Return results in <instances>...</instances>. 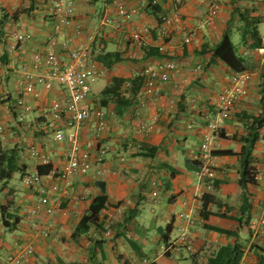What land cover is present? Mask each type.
<instances>
[{"label":"crops","instance_id":"1","mask_svg":"<svg viewBox=\"0 0 264 264\" xmlns=\"http://www.w3.org/2000/svg\"><path fill=\"white\" fill-rule=\"evenodd\" d=\"M51 1L0 0V125L4 129L0 132V152L14 150L20 170L7 183L0 180V264L27 247H32L34 254L19 264H139L144 258L151 259L150 264H193L195 260L204 264L218 247L234 241L207 230L205 225L236 231L244 251L241 264H258L261 248L264 250V233H259L264 208V140L254 149L257 183L247 192L251 204L245 216L249 217L247 226L239 227L214 216L204 221L200 215L205 209L240 216L239 158L212 157L218 187L211 191L205 189L199 170L195 169L200 168L199 149L205 124L216 115L219 96L232 89L234 74L219 61L208 65L210 55L201 51L218 43L228 26L236 23L232 12L234 0H184L179 7L175 6V0H74L75 26L63 28L60 33L55 32L57 21L49 10ZM119 4L128 12L136 11L130 22L119 18ZM141 5L146 7L142 9ZM211 5H218L219 11L214 25L207 26L205 20ZM239 6L253 9L254 16L259 18L257 30L263 48L254 53L257 68L250 73L247 94L234 101L230 119L223 124L222 137L215 142L213 151L238 153L241 145L231 139L242 131L238 114L259 110L260 72L264 69V33L260 31L262 25L264 28V0H246ZM161 15L173 18L165 40L160 36ZM4 16L8 17L3 20ZM105 19L122 21L123 28L117 30L113 24L105 25ZM144 28L152 30L145 47L130 39L134 32ZM193 30H197L198 37L185 44ZM15 32L30 34L32 38L17 46L11 38ZM163 45L167 56L176 62L177 71L163 87L159 100L136 102L128 107L113 102L102 106L101 92L112 79H133L143 75L145 68L159 65L165 60L163 55L147 54ZM50 49L63 62L69 60L74 50L87 49L89 59L105 71L101 79L105 87L93 95L95 102L87 99L84 105L113 115L99 137L94 124L81 129L84 141L98 138L109 150L102 165H94L87 175L72 176L68 194H53L60 208L53 217L55 228L51 237L45 239L35 230L36 222L45 220L44 215L35 218L30 215L38 193L26 187L22 178L37 172L41 165L30 154L35 147L53 167L50 175L42 177L44 184L57 183L68 145L56 142L54 133L57 129L65 132L69 129L52 116L50 107L65 92L55 82L49 91L38 86L39 97L34 98L20 82L24 71H35L34 55L45 54ZM100 53H119L123 60L107 68L96 59ZM18 99L31 106L28 122L32 130L25 129L19 121L15 108ZM180 101L182 109H179ZM141 122L154 123V131L149 135L140 133ZM141 144L158 147L156 156L152 159L135 156ZM162 164L176 168L179 174L171 177L169 171L160 168ZM100 170L103 174L98 173ZM136 209L138 214L129 219ZM189 210L195 215V223L189 228L186 242L179 243L182 215ZM90 213L97 215L99 227H92L89 233L74 240L75 228ZM168 226L173 232L166 243L164 234Z\"/></svg>","mask_w":264,"mask_h":264},{"label":"built area","instance_id":"2","mask_svg":"<svg viewBox=\"0 0 264 264\" xmlns=\"http://www.w3.org/2000/svg\"><path fill=\"white\" fill-rule=\"evenodd\" d=\"M183 1L175 0V6H181ZM145 7L146 5H141L142 9ZM49 10L57 21L55 32L60 33L63 28L75 26L74 0H52ZM218 11V5H211L209 7L205 25H214ZM135 13L136 11L128 12L121 4L118 5V16L125 22H130ZM177 17L176 15L175 18ZM159 21L160 25L163 26L160 36L165 40L169 36L168 27L171 25L173 18L161 15ZM104 24H113L117 30L123 28V23L119 20L112 21L105 19ZM77 30L80 32L79 28ZM151 36L152 30L144 28L134 32L130 39L134 43L145 47L147 45L146 37ZM197 37V30H193L185 39V44H191ZM11 38L19 46L30 41L32 36L27 33L15 32L11 35ZM158 52L165 57V60L155 67L145 68L143 74L146 77V83L143 91L137 98L138 103L142 104L146 101L156 103L161 96L163 87L170 82L172 74L177 71V64L167 56L168 53L164 45L158 48ZM33 61L35 71H24L20 85L24 87L25 92L32 94L34 98H38L39 93L36 90L38 86L49 91L55 82L59 83L64 88L65 94L61 100L53 103L50 107V113L69 129L68 132H65L63 129H57L54 133V140L56 142H66L68 145L63 165L57 175V183L46 186L38 172L25 174L22 178V182L26 187L34 189L38 193L36 205L31 209L30 215L34 218L39 214L44 215L45 220L43 222L39 221L40 223L36 222L35 230L40 237L48 239L51 237L53 228H55L53 217L60 208V202L57 198H53V194H68L72 176L87 175L94 165H102L105 155L109 150L107 144L98 138L96 140L84 141L80 134L81 129L89 124H94L95 132L99 137L108 128L109 117L113 114L109 115L102 109H93L84 105V102L92 93L94 84L105 77L104 69L89 59L87 49L74 50L67 62H63L52 49L48 50L45 54L36 53ZM231 82L232 89L219 96L218 111L208 121L206 130L202 134V142L199 149L200 170L198 176L207 191L212 190V183L216 180L215 167L212 161L213 146L220 137L223 124L230 119L234 101L238 97H244L247 94L250 74H233ZM126 87H131L130 82L126 84ZM15 108L17 109L19 121L24 124L25 129L32 130L33 128L28 122L31 106L25 100L18 99L15 103ZM154 128V123L141 122L138 124V131L145 135L151 134ZM3 131L4 129L0 125V132L2 133ZM30 154L41 165L48 163L47 156L35 147L31 148ZM98 173L103 174V171L100 170ZM262 175L264 178V165L262 166ZM182 219L183 224L179 229V243L186 242L189 228L195 223V215L192 210H189L182 215ZM259 226V233H263L261 228L264 226V208L259 220ZM172 245L174 244L172 243ZM33 254L34 249L32 247L24 248L16 254L9 256L5 264L22 263L27 261ZM150 263L151 259L144 258L139 264Z\"/></svg>","mask_w":264,"mask_h":264},{"label":"trees","instance_id":"3","mask_svg":"<svg viewBox=\"0 0 264 264\" xmlns=\"http://www.w3.org/2000/svg\"><path fill=\"white\" fill-rule=\"evenodd\" d=\"M246 0L233 1V14L236 15V23L228 28L223 33L220 41L214 46H205L201 51L202 54H209L208 65L219 61L224 64L227 69L234 74L251 73L257 68L254 53L263 48V41L258 33L257 26L260 23L259 18L254 16V11L251 8L239 6ZM8 16H4L3 20ZM13 17H16L15 15ZM237 32L240 36V42L235 44L232 41V34ZM148 56H156L160 53L158 51L148 52ZM97 61L105 67L110 68L113 65L122 62L119 53H100L97 56ZM130 82L131 87L127 88L126 84ZM146 83V77L143 75L136 76L133 79L113 78L111 83L108 84L101 92L100 102L102 106H107L109 102L115 103L117 106L128 107L137 102L139 94L143 91ZM260 104L259 110L256 113L238 114L240 116V124L242 127L241 133H236L231 139L241 145L238 153L232 150H215L212 151V156H237L240 161L239 180L238 185L241 189V205L239 207V217L228 216L226 213L208 212L202 209L200 215L204 221H208L210 217H219L230 220L237 224L239 227L248 225L249 217L245 218L250 212L251 204L249 202V195L247 194L250 186L257 183V174L255 164L257 163L254 156V149L257 143L264 140V69L260 72ZM181 102H179V109H182ZM183 111V110H182ZM207 125V124H205ZM222 132V130H221ZM222 137V133H220ZM158 152V147L150 146L148 144H141L139 152L135 155L137 157L154 158ZM194 163L192 162V165ZM169 171L171 177L179 174V171L167 164L160 165ZM200 170V168H195ZM20 172L17 167V156L14 150H5L0 152V180L7 183L11 180L15 173ZM38 174L48 176L53 172V167L50 164L40 165L37 167ZM218 183L216 180L212 183V189H216ZM139 210H133L129 214V219L135 217ZM229 212V211H228ZM128 221V220H126ZM92 227H99L98 217L94 213L86 214L80 220L72 238L77 240L82 235L89 233ZM209 231L217 232L233 238L234 241L220 246L212 253L204 264H241L244 256L243 245L239 241V236L236 231L225 230L215 226L205 225ZM264 233V226L261 228ZM173 232V228L168 226L165 234L164 241L168 243L169 236ZM193 264H198L196 260ZM258 264H264V250L261 248V253L258 257Z\"/></svg>","mask_w":264,"mask_h":264},{"label":"rangeland","instance_id":"4","mask_svg":"<svg viewBox=\"0 0 264 264\" xmlns=\"http://www.w3.org/2000/svg\"><path fill=\"white\" fill-rule=\"evenodd\" d=\"M260 31H261L262 34L264 33L263 25L261 26ZM232 41H233L235 44H238V43L240 42V36H239V34H238L237 32H234V33L232 34ZM104 87H105V81H104V80H99V81L95 84V86H94V88H93V93L88 97V99L91 100V101H93V102H95V101H94L95 99H92V98H94L93 95H94V94L98 95L99 92H101V90H102ZM63 89H64V88H63ZM97 107H98V106H97ZM93 109H97V108H96V107H93ZM263 132H264V131H263ZM17 182H18V184H19V181L16 180V183H17ZM0 185H1V183H0ZM20 187H21V186H20ZM145 208L148 209L149 207L147 206V207H145ZM147 213L149 214L150 211L147 210ZM0 217H1V216H0ZM0 221H1V219H0Z\"/></svg>","mask_w":264,"mask_h":264}]
</instances>
